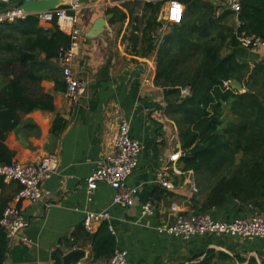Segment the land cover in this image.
<instances>
[{"label": "crops", "instance_id": "obj_1", "mask_svg": "<svg viewBox=\"0 0 264 264\" xmlns=\"http://www.w3.org/2000/svg\"><path fill=\"white\" fill-rule=\"evenodd\" d=\"M126 1L135 0H79L77 20L82 37L73 70L85 82L86 90L77 105L69 102L65 91L55 88L51 72L56 67L63 79L58 57L43 66V73L51 76L40 83L43 92L53 96L54 111L16 112L10 122L13 126L8 128L0 119V150L10 155L12 162L37 163L49 154H56L59 158L56 172L43 183V187L50 191V197L36 203H18L29 222L23 232L28 241L18 240L8 246L4 234L3 264H55L53 253L56 250L61 251V264L62 255L74 248L83 249L86 255L78 264L92 263L88 236L75 240L73 233L78 229L81 234H93L101 223L87 231L82 225L84 213L103 209L110 213L107 226L108 230L109 226L112 228L109 232L115 239L116 248L127 252L130 264H264L263 244L256 237L241 240L203 235L183 241L156 230V227L172 221L170 207L173 203L181 211H193L189 181L195 179L192 172L183 174L180 170L177 128L166 113L164 90L154 84L156 52L148 57H138L132 52V30L134 27L141 30L142 25L128 20L110 25L105 16L108 7L121 8ZM204 1L212 3L219 12L225 10L228 3V0ZM58 2L60 6H67L70 0ZM167 6L168 2L162 7L164 15ZM161 13L159 19L162 20ZM100 17L105 20L104 30L96 37H88L93 23ZM229 24L236 26V18H232ZM39 25L44 30L52 28L48 23ZM162 28L156 33L158 44H162L169 34ZM228 53L235 54L241 63L264 62V48L247 50L227 43L221 55ZM2 84L0 79V87ZM56 116L66 121V128L58 140L50 136ZM122 119L129 121L131 138L138 140L143 147L138 165L127 179V185L137 188L130 207L109 205L114 191L105 182H97L90 193L86 189V181L96 162L112 152ZM174 156L177 160H172ZM159 170L166 171L173 189L155 183ZM4 183L0 197L11 199L8 204H12L20 185L14 181L4 180ZM159 187L161 190L153 196ZM146 202H150L154 209L151 216L141 214V206ZM208 212L212 218L231 221L258 211L228 199L221 207Z\"/></svg>", "mask_w": 264, "mask_h": 264}, {"label": "trees", "instance_id": "obj_2", "mask_svg": "<svg viewBox=\"0 0 264 264\" xmlns=\"http://www.w3.org/2000/svg\"><path fill=\"white\" fill-rule=\"evenodd\" d=\"M168 1H126L122 9L108 7L105 16L110 25L127 20L142 25L141 30L134 27L130 37L135 56L156 52L154 84L164 90L166 113L177 128L180 170L194 175L193 211L208 212L231 199L264 212V62L250 65L233 53L221 55L227 43L239 46L240 36L264 40V0H242L238 13L219 12L204 0H175L185 7L183 19L171 24L165 41L158 44L156 33L165 22L159 16ZM232 18L236 26L229 24ZM39 24L31 15L0 25V119L7 128L13 126L16 112L54 111L53 96L40 86L43 80L52 75L55 88L66 89L57 67L51 75L42 69L69 46L70 37L55 23L49 30ZM231 80L240 82L244 92L232 89ZM182 89L188 90L185 97ZM65 128L66 121L56 116L51 138L58 140ZM0 162L12 163L10 155L0 150ZM4 186L0 177L1 192ZM158 190L161 187L153 196ZM10 200L0 197V218ZM83 236H88L93 261L110 257L116 249L106 222L91 235L78 229L73 233L75 240ZM4 240L0 227V264ZM60 256V250L53 253L55 264H60Z\"/></svg>", "mask_w": 264, "mask_h": 264}, {"label": "built area", "instance_id": "obj_3", "mask_svg": "<svg viewBox=\"0 0 264 264\" xmlns=\"http://www.w3.org/2000/svg\"><path fill=\"white\" fill-rule=\"evenodd\" d=\"M24 0H0V25L12 23L18 19H25L27 16L36 15L40 24L55 23L58 29L70 37L67 48L59 50V58L62 64V76L66 85L65 95L72 105H77L86 90V84L73 70V64L79 54L81 42V28L78 25V12L80 9L79 0H70L66 8L58 7L39 13H26L21 8ZM242 0H228L224 9L234 13L240 11ZM185 12L182 3L169 0L164 19L170 24H180ZM240 47L252 50L264 48V40L257 37L240 36L237 38ZM148 83V80H145ZM226 86L227 83H224ZM182 94L188 93L187 89L181 90ZM142 144L131 138L129 134V121L122 119L114 139L113 150L104 155L96 162L92 175L87 179V192L90 193L96 188L97 182H105L113 189V196L109 205L130 207L134 203L137 193L136 187L127 185V179L136 169L139 156L142 151ZM177 160V156L172 157ZM59 158L56 154H49L40 159L37 163L21 164L12 162L3 164L0 162V177L6 181H14L20 185V189L14 198V203L8 204L3 210L0 218V227L3 230L8 246L16 241L28 240L23 232L29 226V222L18 203L28 201L31 203L41 202L50 197V191L43 187L44 181L54 174L58 168ZM176 173L179 171L174 170ZM155 183L165 189H173L172 183L167 178L165 170L156 172ZM195 181H189V193H195ZM190 199V197H189ZM50 204L47 203V206ZM172 221L156 227L159 233L178 237L183 241L193 236L217 235L245 240L248 238H259L264 248V212L258 211L249 216L236 218L231 221H223L212 218L209 212L181 211L174 203L170 207ZM143 216H151L154 209L150 202L141 206ZM110 213L107 209L95 212L86 210L82 225L87 230L93 229L95 224L108 223ZM109 230L112 231L111 226ZM90 264H130L127 261V252L115 249L110 257L98 259Z\"/></svg>", "mask_w": 264, "mask_h": 264}, {"label": "water", "instance_id": "obj_4", "mask_svg": "<svg viewBox=\"0 0 264 264\" xmlns=\"http://www.w3.org/2000/svg\"><path fill=\"white\" fill-rule=\"evenodd\" d=\"M58 7H60L58 0H24L21 5L22 10L26 13H39ZM104 26L105 20L103 18L96 19L88 33V37L93 38L99 35L104 30ZM230 85L238 93L244 92L242 85L237 80H231ZM185 96V93L182 94V97ZM85 257L83 249L74 248L62 255L61 264H78Z\"/></svg>", "mask_w": 264, "mask_h": 264}, {"label": "rangeland", "instance_id": "obj_5", "mask_svg": "<svg viewBox=\"0 0 264 264\" xmlns=\"http://www.w3.org/2000/svg\"><path fill=\"white\" fill-rule=\"evenodd\" d=\"M162 13H163V12H162ZM162 13H161V14H162ZM163 16H164V14L161 15L162 20L165 21V20L163 19ZM170 26H171L170 23H168V22H166V21L164 22V24H163L164 33L167 34V33L170 32ZM163 28H162V29H163ZM242 87H243V86H242ZM243 90H244V89H243ZM261 91H262V98H263V101H264V88H263ZM173 204H174V203H173Z\"/></svg>", "mask_w": 264, "mask_h": 264}]
</instances>
